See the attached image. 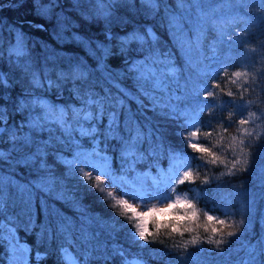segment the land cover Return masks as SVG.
<instances>
[{
  "label": "snow or ice",
  "instance_id": "snow-or-ice-1",
  "mask_svg": "<svg viewBox=\"0 0 264 264\" xmlns=\"http://www.w3.org/2000/svg\"><path fill=\"white\" fill-rule=\"evenodd\" d=\"M16 6L23 4L17 2ZM70 7L79 14L82 24L74 22L61 0H32L36 16L55 21L54 38L75 43L88 59L50 51L39 66L33 60V45L26 39L22 25L5 26L13 37L7 48L0 40V61L8 67V71L0 69V143L8 145L0 147V246L7 249L8 264H109L116 257L120 264H146L142 257L129 258L123 247L115 243L117 230L130 226L133 238L143 241L139 244L143 247L156 242L154 238L149 240L148 225L153 222L149 218L170 214L169 210L178 206L189 209L183 216L155 222L157 230L171 228L176 233L180 222L195 221L197 212L190 201L172 199L175 185L192 179L193 171L188 170L191 165L165 145L163 134L146 133L140 118L151 111L175 123L181 139L191 149L211 157L205 164L226 163L197 142L201 135L210 138L216 131L214 112L220 107L216 101L226 95L231 99L223 106L231 111L217 122L220 132L228 133L235 123L237 131L243 133V138L220 136L228 141L225 150L235 152L239 148L243 157L234 158L229 171L244 170L238 169L240 164L250 168L257 150L264 151V56L250 63L246 55L235 51L245 46L248 34L237 33L227 36L232 42L228 61L216 64L217 44L223 43L225 33L221 26L229 20H247L248 31L264 24V0H216L200 7L192 0H175V4L165 0H70ZM253 7L257 15H240L241 9ZM156 20L166 27L183 52L187 78L184 67L162 47L161 38L149 22ZM26 23L38 31H47L45 23ZM84 26H96L102 38L81 32L79 29ZM213 32L219 33L220 39L210 45L209 56L204 43ZM255 50L245 48V52ZM236 61L243 70L229 74ZM193 75L199 78L198 82H192ZM221 76L237 91L225 92L218 79ZM17 84L21 85L20 91L13 98L11 89ZM65 90L71 101L60 103ZM129 102L135 103V111ZM253 107L257 110L253 111ZM205 113L209 114L208 120L203 119ZM10 116L22 118L9 123ZM250 122L251 128L245 127ZM204 128L212 131H203ZM249 148L251 159L245 151ZM66 153H71L72 158ZM158 153L170 161L166 172L151 178V185L146 184L148 173L130 179L137 164L157 158ZM60 166L63 170L57 175ZM69 179L83 180L86 189L95 190L101 203L108 202L113 214L106 219L89 216L78 222L61 215L49 200L67 199L65 181ZM203 183L210 187L212 179L206 177ZM203 194L213 202L214 210V195L207 188ZM151 200L167 202L166 207L138 211V203L144 205ZM223 215L227 218L233 213L225 208ZM38 217H43V223L34 234ZM205 217L220 226L228 222L207 213ZM121 220L127 223L121 225ZM229 227L232 230L218 239L213 237L223 232L222 227L210 230L212 235L207 242L215 245L217 257L222 258L216 264H264V230L254 242L242 243L239 251L244 255L233 259L231 245L249 228L246 218ZM21 229L26 236L35 235L31 244L18 235ZM184 231L192 229L186 227ZM109 241L113 243L110 245ZM202 243L195 236L187 241L182 246L185 253L181 261L189 255L188 244Z\"/></svg>",
  "mask_w": 264,
  "mask_h": 264
},
{
  "label": "trees",
  "instance_id": "trees-1",
  "mask_svg": "<svg viewBox=\"0 0 264 264\" xmlns=\"http://www.w3.org/2000/svg\"><path fill=\"white\" fill-rule=\"evenodd\" d=\"M17 2L22 3L23 7H17ZM42 3H47L48 0H41ZM67 9V14L70 15L74 22L82 24V19L79 14L73 11L70 7V0H61ZM166 3L175 4V0H165ZM193 4L200 6H210L215 3L216 0H192ZM256 8L253 7L250 10L241 9L240 15L242 17L257 15ZM137 19H140L138 16ZM26 21H34L36 23H45L47 31H38L32 27H29ZM153 23L154 28L161 38V45L164 49L173 54V59L180 66L184 67V76L187 78L188 69L184 63L185 58L183 52L180 50L179 45L175 43L169 36V33L164 25L159 20ZM55 21L42 20L40 17L35 15L34 9L32 8V0H0V40L3 41V47L7 48L8 41L13 40L10 32L5 26L17 25L21 26L26 33V39L33 45L32 57L39 66L43 65V57L46 52L57 51V52H68L72 55L84 56L86 59V53L84 50L77 46L73 42L58 41L53 36V26ZM96 26L87 27L84 26L79 29L81 32L98 36L102 38L101 34L97 32ZM225 37L223 38L222 44H217V57L216 64L228 61L232 52L229 50V45L232 43L227 39V36H234L237 33L247 32V36L244 38L245 46L242 48L235 49L239 51L241 55H246L249 62L259 59L264 56V24H258L248 31L249 25L247 20L236 18L234 21L229 20L221 26ZM220 39L219 33H210L204 43V51L207 55L211 56L209 51L210 45ZM245 48H255V51L245 52ZM134 56L135 53H132ZM216 64L213 66L215 67ZM0 69L8 71V67L5 61H0ZM243 70L239 67V61L235 62V66L229 68V74L233 71ZM16 75H19L18 73ZM198 77L193 75L192 82H198ZM221 84V88L224 91L229 89L237 91L234 85L228 84L221 76L218 78ZM183 84L184 81L182 80ZM211 79L208 80V84L211 85ZM26 86V85H24ZM20 84H17L11 89L12 96L15 98L20 91ZM191 87V82L189 84ZM219 91V90H217ZM52 99H56L55 95H52ZM231 98L226 95H221L216 101L220 104L215 112V119L213 121V128L216 129L210 138H205L201 135L197 142L202 146L210 148L214 151L222 160L226 163H207L204 161H210L211 157L206 154L197 153L191 149L187 142L182 140L177 130V125L173 122L162 119L159 115L146 111L140 118L141 124L144 127L145 132H152L153 136H159L163 134V140L166 146H169L174 150L177 156L186 160L191 168L188 170L193 171V177L190 181L184 184L175 185V192L172 195V199L179 198L180 200L190 201L194 209L197 212V219L195 221H181L180 231L173 233L171 228H161L157 230L155 222L163 220L165 222L172 220L173 216H183L186 211H190L182 206H178L175 209L169 210L170 214L156 215L153 218L152 223L149 227V240L155 239V243L144 244L143 247H139V244H143V241H137L133 238L132 232L129 227L120 228L117 230L115 235V243L122 246L129 258L142 257L146 264H216L218 259L216 252L214 251L215 245L207 242L208 237L211 234L212 227H222L223 232L218 233L214 239L220 238V235L232 230L229 224L232 222H239L242 218H246L248 222L249 231L245 233L243 237L234 242L230 247V253L233 259L243 256V251H239L242 243L249 241L254 242L255 239L260 235L261 231L264 230V151L257 150L255 160L248 168L243 164L238 165V169L234 173L229 170L232 168L231 161L238 157L243 159L239 155V148L233 152L231 149H226L228 141L221 140L220 136H237L243 138V133L237 131V124L233 123L232 127L228 129V133L220 132L218 121L222 117H227L228 112L231 109H225L223 106ZM71 97L67 90H65L62 98L58 101L60 103L70 102ZM132 109L135 111L136 105L133 102H129ZM264 107V105H261ZM253 111L257 109L253 107ZM244 116L247 117V112H244ZM20 116H10L9 123L20 120ZM209 114L205 113L203 119L208 120ZM235 119H238L235 118ZM251 128V122L245 126ZM159 129V132L156 129ZM203 131H212V129L204 128ZM264 135V131L261 133ZM0 147H8V145L0 143ZM85 147H88L85 141ZM147 148V144L144 145ZM249 153L251 159L252 149H245ZM188 153V155H184ZM69 159L72 158L71 153H66ZM192 157H199V159H193ZM197 165H202L197 167ZM170 167V161L164 154L158 153L157 158H149L145 161L136 165V172L131 174L130 178L137 176L140 173H148L151 176H155L160 173L166 172ZM63 166L57 168V175H61ZM184 169H180L183 171ZM207 178L212 179V184L209 187L204 184V180ZM66 188L65 194L66 200L50 199L49 204L52 205L61 215L79 221L85 217H102L107 218L113 214V209L108 207V202L101 203L95 190L86 189L83 180L77 181L69 179L65 181ZM207 188L208 192L214 195L217 207L213 210V202L205 197L203 190ZM233 213L230 217L223 215L224 209ZM150 209V208H149ZM140 211V210H138ZM145 211H148L145 210ZM205 213L212 215L219 219H227V223L224 226L216 225L214 222L207 221ZM175 222V221H173ZM43 223V217L37 218L36 228L33 230L34 234L41 230ZM124 220L120 221L121 225L126 224ZM191 228L192 231H184V228ZM205 229H208L207 231ZM25 235L21 229L18 235L26 240L28 243H32L35 239V235ZM198 237L202 244L191 245L188 244L187 252L189 253L186 260L181 261L180 257L184 255L185 248L182 247L187 241L193 237ZM103 238V237H102ZM59 243V241L57 242ZM110 245L113 243L109 241ZM47 246V245H45ZM181 246V247H177ZM203 249V251H201ZM50 251L52 249H49ZM7 249L0 246V264H8V255L6 254ZM71 256V253H70ZM69 256V258H70ZM43 264V262H42ZM50 264V262H49ZM109 264H120L119 257L114 258ZM219 264H226V262H219Z\"/></svg>",
  "mask_w": 264,
  "mask_h": 264
},
{
  "label": "rangeland",
  "instance_id": "rangeland-1",
  "mask_svg": "<svg viewBox=\"0 0 264 264\" xmlns=\"http://www.w3.org/2000/svg\"><path fill=\"white\" fill-rule=\"evenodd\" d=\"M140 174H143V173H140ZM138 174V175H140ZM162 173L160 174H157L155 176H151L149 175V179L146 181V184L147 185H151L152 184V179L151 178H154V177H159ZM137 175V176H138ZM137 176L133 177V178H130V179H133L135 180L137 178ZM166 203L167 202H160V201H157V200H151L149 202H147L146 204L144 205H140L139 203L137 204V209L140 210V211H145L149 208H153V207H156V208H163V207H166Z\"/></svg>",
  "mask_w": 264,
  "mask_h": 264
}]
</instances>
